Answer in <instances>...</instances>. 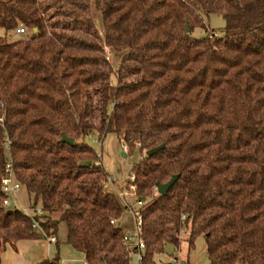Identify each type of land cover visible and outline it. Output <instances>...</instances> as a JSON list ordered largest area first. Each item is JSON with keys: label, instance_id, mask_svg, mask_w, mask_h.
Wrapping results in <instances>:
<instances>
[{"label": "trees", "instance_id": "obj_1", "mask_svg": "<svg viewBox=\"0 0 264 264\" xmlns=\"http://www.w3.org/2000/svg\"><path fill=\"white\" fill-rule=\"evenodd\" d=\"M92 3L101 33L90 0H0V258L64 224L85 264H129L127 208L104 191L108 174L82 141L112 133L141 153L131 169L138 264L177 249L187 229L188 248L203 237L208 264H264V0ZM212 14L220 35L204 21ZM18 28L25 37L12 38ZM7 166L33 197L31 217L2 205Z\"/></svg>", "mask_w": 264, "mask_h": 264}, {"label": "rangeland", "instance_id": "obj_2", "mask_svg": "<svg viewBox=\"0 0 264 264\" xmlns=\"http://www.w3.org/2000/svg\"><path fill=\"white\" fill-rule=\"evenodd\" d=\"M91 2V11L94 24L98 32H102L100 14L94 8ZM204 21L207 24L209 31H213L216 35H220L224 28V21L219 14H212L208 17H204ZM205 34L202 28H196L192 33L193 37H201ZM12 38H18L14 33H11ZM20 37H25L22 35ZM108 60L116 66L120 54H114L112 50L106 49ZM111 83H115V76H111ZM83 143L89 146L98 156V165L108 174V179L103 186L104 191L115 194L122 205L126 206V210L123 211L119 224L123 230L132 228L134 224L133 213L138 209L137 202L134 198V191L130 189L131 185V169L141 159V153L138 149H135L132 153L127 154V148L122 145V142L118 136L112 133H107L104 137L99 139L95 133L89 134L83 138ZM145 153L142 152V155ZM124 155V156H123ZM17 199L14 200L16 208L25 211L29 215L34 214V210L31 209L33 204V197L28 196L24 188L19 187L15 193ZM132 211V212H131ZM24 212V213H25ZM58 215L53 214L52 218L58 219ZM65 225L59 224L57 229L58 250L56 244H52V256L50 259L58 257L61 264H84L82 257L71 246L65 243ZM189 236V230H184L180 235V244L176 249L172 245H166L164 250L160 254L154 256L155 264H208L206 247L203 237H198L192 248H188L186 239ZM45 243L47 246L50 242L49 239L37 240ZM12 251H16L11 249ZM177 261V262H174ZM129 264H138V257L136 253H132L129 258Z\"/></svg>", "mask_w": 264, "mask_h": 264}, {"label": "built area", "instance_id": "obj_3", "mask_svg": "<svg viewBox=\"0 0 264 264\" xmlns=\"http://www.w3.org/2000/svg\"><path fill=\"white\" fill-rule=\"evenodd\" d=\"M24 33H25V31L23 28H18L15 30L14 34H15V36H21ZM124 147H126V146H124ZM6 172H7V177L2 181V187H3V191L6 195V198L3 201L2 205L4 207H8V206L11 207V205L15 206L14 200L17 199L15 193L19 189V185L14 182V180L12 178L11 169L9 166L6 167ZM130 189H131V191L132 190L134 191L133 186H131ZM137 205L140 206L141 203H137ZM35 213L40 215L41 211L39 209H37ZM132 213L134 215V217H133L134 224H133L132 228L123 231L122 244L128 249L135 250V253L137 254V257L139 260V251L144 249V243L142 242L141 237H140L141 216L138 212L134 211ZM24 214H26L29 217L32 216L26 212ZM35 227H37L36 224H35ZM48 239H49L50 243L55 242V238L53 236L49 237ZM174 262H177V261H174Z\"/></svg>", "mask_w": 264, "mask_h": 264}, {"label": "crops", "instance_id": "obj_4", "mask_svg": "<svg viewBox=\"0 0 264 264\" xmlns=\"http://www.w3.org/2000/svg\"><path fill=\"white\" fill-rule=\"evenodd\" d=\"M54 238H55V242L49 243L47 246L45 245V243H42L37 240L20 241L16 244L15 252L12 251L11 248L9 247L3 252L0 258V264H38L39 262L45 259H50L53 253L52 244H56L55 246L56 249L57 250L59 249L57 245L58 244L57 237L55 236ZM64 238H65V234H64ZM42 239L43 238L39 240ZM78 254H80L83 260V255L81 253ZM169 261L168 264H171Z\"/></svg>", "mask_w": 264, "mask_h": 264}, {"label": "water", "instance_id": "obj_5", "mask_svg": "<svg viewBox=\"0 0 264 264\" xmlns=\"http://www.w3.org/2000/svg\"><path fill=\"white\" fill-rule=\"evenodd\" d=\"M186 30H187V28H186ZM61 141H62L63 143L69 144V145H72V144H73V140L67 139V138H65V137H62ZM162 149H163V146H159V147L153 148V149L147 151V152L145 153V155H146L147 157H151V156H153L154 154H156L157 152H159V151L162 150ZM123 156H124V155H123ZM89 165H90V162H86V163L83 164L84 167H88ZM177 179H178V176H172V177L170 178V180H169L167 183H165V184H158V185L156 186V191H157V193H158L160 196H165V195L168 193L169 189H170V188L174 185V183L177 181ZM11 207H13V205H11Z\"/></svg>", "mask_w": 264, "mask_h": 264}]
</instances>
